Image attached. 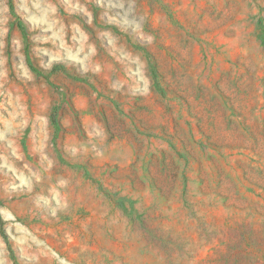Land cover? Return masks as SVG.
Segmentation results:
<instances>
[{
	"label": "rangeland",
	"instance_id": "rangeland-1",
	"mask_svg": "<svg viewBox=\"0 0 264 264\" xmlns=\"http://www.w3.org/2000/svg\"><path fill=\"white\" fill-rule=\"evenodd\" d=\"M0 264H264V0H0Z\"/></svg>",
	"mask_w": 264,
	"mask_h": 264
},
{
	"label": "trees",
	"instance_id": "trees-1",
	"mask_svg": "<svg viewBox=\"0 0 264 264\" xmlns=\"http://www.w3.org/2000/svg\"><path fill=\"white\" fill-rule=\"evenodd\" d=\"M0 218H1V215H0Z\"/></svg>",
	"mask_w": 264,
	"mask_h": 264
}]
</instances>
